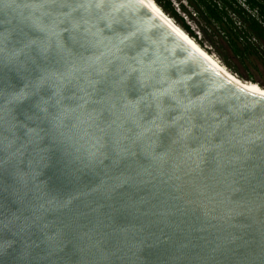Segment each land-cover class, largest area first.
<instances>
[{
	"label": "water",
	"instance_id": "95a60500",
	"mask_svg": "<svg viewBox=\"0 0 264 264\" xmlns=\"http://www.w3.org/2000/svg\"><path fill=\"white\" fill-rule=\"evenodd\" d=\"M0 264H264V93L143 0H0Z\"/></svg>",
	"mask_w": 264,
	"mask_h": 264
},
{
	"label": "trees",
	"instance_id": "16d2710c",
	"mask_svg": "<svg viewBox=\"0 0 264 264\" xmlns=\"http://www.w3.org/2000/svg\"><path fill=\"white\" fill-rule=\"evenodd\" d=\"M153 1L166 18L171 20L203 50L205 48L196 41L197 34L177 9L197 25L204 39L212 46L230 48L239 58L262 53L259 50L260 47L253 40L264 42V0ZM174 1L177 2V7ZM221 63L233 75L244 80L228 64L226 66L223 62ZM251 81L255 83V81Z\"/></svg>",
	"mask_w": 264,
	"mask_h": 264
},
{
	"label": "rangeland",
	"instance_id": "374dc122",
	"mask_svg": "<svg viewBox=\"0 0 264 264\" xmlns=\"http://www.w3.org/2000/svg\"><path fill=\"white\" fill-rule=\"evenodd\" d=\"M177 7V2L174 1ZM178 13L184 17L185 21L191 25V28L197 34V40L200 44L211 53L216 59L223 62L226 66L227 64L232 68V70L237 72V75L244 80H253L261 88H264V42L253 40L259 47L261 54L250 55L248 57L239 58L237 57L230 48L212 46L208 41H206L199 31L197 25L190 20V18L185 15L182 11L177 9Z\"/></svg>",
	"mask_w": 264,
	"mask_h": 264
},
{
	"label": "bare ground",
	"instance_id": "6f19581e",
	"mask_svg": "<svg viewBox=\"0 0 264 264\" xmlns=\"http://www.w3.org/2000/svg\"><path fill=\"white\" fill-rule=\"evenodd\" d=\"M149 7H151L155 12H157L161 17H163L179 34L180 36L185 39L189 44H191L195 49H197L200 53H202L209 61L213 63L216 70L231 79L232 81L243 85L249 89H252L254 91H260L264 93V88H261L256 83H253L252 81H245L239 79L237 76L233 75L232 72L227 69L218 59H216L214 56L200 48L196 42H194L192 39H190L183 31H181L171 20L165 17V15L160 11V9L156 6L153 0H143Z\"/></svg>",
	"mask_w": 264,
	"mask_h": 264
},
{
	"label": "clouds",
	"instance_id": "9594fccd",
	"mask_svg": "<svg viewBox=\"0 0 264 264\" xmlns=\"http://www.w3.org/2000/svg\"><path fill=\"white\" fill-rule=\"evenodd\" d=\"M8 7H11L10 5H8ZM97 7H99V5H97ZM121 7H123V5H121ZM139 31V29H137L136 31H132L129 32V34L125 37H123L119 43L120 44H124L125 41H131L133 37H135L137 35V32ZM145 39H148L147 37H145ZM150 43H156V41H150ZM147 53V49H145V54ZM153 71H157L156 69H153Z\"/></svg>",
	"mask_w": 264,
	"mask_h": 264
}]
</instances>
